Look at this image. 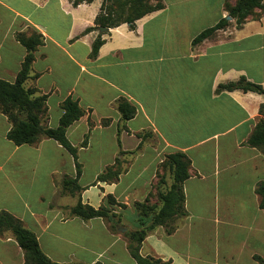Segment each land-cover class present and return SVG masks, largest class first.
Segmentation results:
<instances>
[{
  "label": "crops",
  "instance_id": "obj_1",
  "mask_svg": "<svg viewBox=\"0 0 264 264\" xmlns=\"http://www.w3.org/2000/svg\"><path fill=\"white\" fill-rule=\"evenodd\" d=\"M224 1L162 0L164 7L137 19L134 28L121 23L101 31L94 19L102 0H0V78L13 82L27 53L15 34L40 33L43 43L24 86L48 95L49 127L58 125L66 97L78 101L85 113L67 127L69 141L78 146L92 123L87 145L77 151L78 183L88 187L80 199L111 208L124 226L113 230L104 218L71 216L79 196L65 194L69 207L56 205L62 178L75 176L71 154L44 136L15 145L0 112V211L33 231L51 260L136 264L123 235L139 227L133 203L153 198L159 164L180 151L191 160L183 182L188 215L171 234L163 226L151 231L141 255L169 264H260L254 255L264 258V210L255 188L264 179V155L245 141L264 118V94L219 85L245 76L264 87V14L191 43L226 16ZM87 27L95 28L83 33ZM98 36L103 43L91 57ZM119 98L135 106L133 118L121 119ZM117 157L124 169L118 178L92 185ZM87 170L93 172L84 180ZM109 193L126 207L107 204ZM23 262L12 232L0 233V264Z\"/></svg>",
  "mask_w": 264,
  "mask_h": 264
},
{
  "label": "trees",
  "instance_id": "obj_2",
  "mask_svg": "<svg viewBox=\"0 0 264 264\" xmlns=\"http://www.w3.org/2000/svg\"><path fill=\"white\" fill-rule=\"evenodd\" d=\"M70 1L73 5H77L82 2H90L91 0ZM223 5L227 15L234 20L237 29L241 28L247 20L259 19L264 14L263 0H234L233 4H229L228 0H225ZM163 7L164 3L162 0H102L100 10L94 19V24L95 27L103 26L112 28L121 23H128L131 28H134L137 19ZM229 20L226 17H220L214 25L206 27L196 34L191 43L195 45L205 38L210 37L218 30L227 27L230 24ZM95 27H87L83 33H87ZM15 38L27 49V53L13 82L0 78V112L11 123V127L7 131L6 136L15 145L33 144L42 136L56 140L71 154L75 165V176L70 177L65 175L62 178L61 193L79 194L88 187H82L78 183L82 170L81 164L77 159V151L79 147H85L87 145L92 123L89 121V131L85 133L82 142L78 146L73 145L69 141L66 136L67 127L81 118L85 111L81 108L77 100L68 96L60 103L63 113L59 118L58 125L56 127H49L44 124L47 118L46 101L48 95L37 93L38 91L35 87L26 88L24 86L25 81L30 77L31 66L35 60L34 51L38 45L43 43V37L37 32H32L31 34L18 32L15 34ZM102 43L103 39L100 36L95 38L90 52L91 57L97 55ZM37 76L36 74L33 77ZM220 88L226 90L239 89L243 92L251 91L264 94V87L261 84L249 81L245 76H240L236 81L220 84ZM117 108L123 121L135 116V106L125 98H119L117 100ZM259 112L264 115V104L260 105ZM105 122L103 121V123ZM245 144L256 147L264 155V118L258 120L245 141ZM164 166L168 167L172 175V181L165 191H159L157 193L160 205L157 207L154 203H151L149 196L142 201H135L133 205L137 212L136 221L139 227L137 229L126 228L123 233L127 238L128 252L136 264H169V261L161 258L141 255V244L146 236L157 226H163L166 234H171L176 229V221L188 215L185 208L183 182L191 175V160L185 153L177 151L165 155V159L159 164L160 168ZM123 171L121 161L117 157L113 164L106 166L97 175L92 185H95L97 182L114 181ZM163 182L164 174L161 176L158 175L157 185ZM155 187L157 189V186ZM255 192L259 197V207L264 210V179L256 185ZM105 199L109 205H117L121 208L126 207L125 204L117 202L115 197L110 193L105 196ZM69 212L71 216H76L83 220L95 217L104 218L109 222L110 228L113 230L124 227L120 223L118 214L114 213L111 208H108L104 204L95 208L87 203H83L80 196L77 202L69 208ZM5 230L12 232L16 242L23 250V264H82L60 263L51 260L41 250L35 233L25 227L20 219L8 211L1 210L0 233ZM254 259L260 264H264L263 257L254 255Z\"/></svg>",
  "mask_w": 264,
  "mask_h": 264
},
{
  "label": "rangeland",
  "instance_id": "obj_3",
  "mask_svg": "<svg viewBox=\"0 0 264 264\" xmlns=\"http://www.w3.org/2000/svg\"><path fill=\"white\" fill-rule=\"evenodd\" d=\"M228 2H229V4H233L234 3V0H228ZM226 15H227V12H226ZM229 21H230V24L229 25H235L234 24V20L230 19ZM92 172L93 171H90V170L85 171L84 180H86V178H88L89 176H91ZM162 174H164V182L163 183H158V185H156L157 186V189L155 190V194L153 195L154 198H152V199L150 198L151 199L150 202L151 203H154L155 206H157V207L160 205V201L157 198V193L159 191H165L169 187V184L168 183H170L172 181V175H171V173H170V171H169V169H168L167 166H164V167H161L160 168L159 176H161ZM60 190H61V186L58 188V192H57V194L54 197V203L56 205L61 206V207H63V206L69 207L68 202L65 200L66 199V197H65L66 195L71 196L72 199H76L80 195V193L79 194L78 193L77 194L75 193L73 195L66 193V195L65 194L63 195V194H60ZM43 204H45V203H43ZM95 234L97 236H99L98 235L99 233H98L97 230H95ZM101 238H103V237H101ZM104 242H105V240H102L101 239V243L98 242V244L101 245Z\"/></svg>",
  "mask_w": 264,
  "mask_h": 264
},
{
  "label": "water",
  "instance_id": "obj_4",
  "mask_svg": "<svg viewBox=\"0 0 264 264\" xmlns=\"http://www.w3.org/2000/svg\"><path fill=\"white\" fill-rule=\"evenodd\" d=\"M225 17H226L227 19H231L229 15H226ZM99 29H100L101 31H105V30H107V27H103V26H101V27H99Z\"/></svg>",
  "mask_w": 264,
  "mask_h": 264
}]
</instances>
